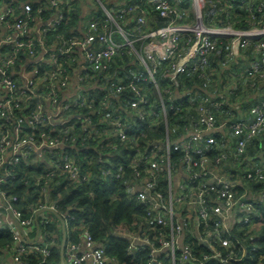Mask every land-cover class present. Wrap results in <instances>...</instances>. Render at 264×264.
<instances>
[{
  "label": "built area",
  "instance_id": "1",
  "mask_svg": "<svg viewBox=\"0 0 264 264\" xmlns=\"http://www.w3.org/2000/svg\"><path fill=\"white\" fill-rule=\"evenodd\" d=\"M213 2L220 10L238 4L251 27L236 29L231 13L206 26L203 9ZM255 6L0 0V231L14 239L0 264L48 257L60 234L65 264H120L87 230L69 238L72 218L51 196L58 180L78 186L93 178L67 150H95L97 139L116 152L101 155V177L146 207L138 229L125 234L131 253L150 252V264L264 263V246L246 245L264 239V0ZM73 15L79 34L65 39L59 30ZM158 19L165 25L156 27ZM183 36L188 48L179 54ZM219 38L229 40L219 74L226 81L217 75L212 83L207 68ZM191 73L198 83L190 89ZM216 82L224 87L215 90ZM19 182L22 198L11 192ZM52 214L60 221L47 234Z\"/></svg>",
  "mask_w": 264,
  "mask_h": 264
},
{
  "label": "trees",
  "instance_id": "2",
  "mask_svg": "<svg viewBox=\"0 0 264 264\" xmlns=\"http://www.w3.org/2000/svg\"><path fill=\"white\" fill-rule=\"evenodd\" d=\"M260 0H255L256 6ZM218 6V7H217ZM255 6V7H256ZM236 10L224 9L220 10V5L216 2L211 4L207 3L203 9V21L204 24L208 27L221 26L226 23L228 15L232 14L233 26L236 29L247 30L251 27L249 20V13L245 10H239L238 4H235ZM180 9V8H179ZM181 11V10H180ZM69 18V17H68ZM77 16L73 15L70 23L61 27L59 32L63 34L65 39L71 38L73 36H78L79 32L73 30V27L76 23ZM155 21V26H158V23L161 26L165 25V20L158 19ZM188 41V36H183L180 41L179 54L186 51L188 46L186 42ZM217 41V48L211 54L209 59L210 66L207 68V71L215 73L216 77L209 75L208 79L213 83L219 77L222 81H226L221 73L225 74V71H221V67L228 63V44L229 40L226 38H219ZM250 46L249 50L251 49ZM247 54H250L248 50ZM251 55V54H250ZM237 66L236 63H234ZM233 68L236 69V67ZM132 72V71H131ZM219 75V77H217ZM187 85L191 89L193 85L198 83V79L194 73L189 74L186 77ZM214 84L215 90H219L224 85ZM241 86L243 84H240ZM180 118L176 117L178 121ZM164 129H161L163 133ZM158 135V134H157ZM96 149L87 151L85 150H67L70 155H73L77 158L83 168H90L94 175L93 178L86 182L83 185L74 186L68 183L66 180H58V183L51 190V196L53 199L58 200V211L61 215H70L72 220L68 223L70 234L69 238H72L76 241H79L82 235V229L87 230L94 240L100 243L106 244L108 248V253L111 256H115L120 264H150V252L141 251L136 253H131L129 251L130 242L125 237V234L133 233L138 229L140 219L146 214V207L138 205L136 202L131 200L129 196L124 194V190L114 183H111L108 178L103 179L99 172V165L101 160V155L104 153H116L115 151L109 150L105 144L100 143V140H96ZM90 145H94L89 143ZM180 154H175L174 159L176 160ZM114 163L117 164L121 162L120 159L115 157ZM28 169L27 165L24 162H21L17 167V171L20 172L21 176H24V172ZM26 187L19 182L15 189H12L11 192L15 193L18 198H22L26 193ZM32 192L33 201L38 198V194ZM112 194H117L121 196V199L115 202H111L110 196ZM52 223L44 226V230L47 234L52 233L60 219L56 214L51 216ZM264 227V219L262 222ZM234 235L240 236L238 233H233ZM241 237V236H240ZM63 237L61 234L58 236V247L52 248L51 253L48 257L43 256L42 254L36 253L28 257L27 264H61V251L59 246L62 244ZM249 241V240H248ZM14 242L12 235L8 231H0V260L4 258L5 249ZM197 245V242H193ZM250 243L260 244L264 246V239H255L249 241L246 245ZM245 244L241 248H248ZM222 251L227 255L229 251L222 247ZM203 251H208L206 248L202 249ZM240 253V249H237ZM240 257V255H239ZM165 260V259H163ZM165 264H170L167 261ZM207 264H223L217 260H212ZM229 264H257L256 262H249L246 258L242 261L233 260ZM264 264V263H263Z\"/></svg>",
  "mask_w": 264,
  "mask_h": 264
},
{
  "label": "water",
  "instance_id": "3",
  "mask_svg": "<svg viewBox=\"0 0 264 264\" xmlns=\"http://www.w3.org/2000/svg\"><path fill=\"white\" fill-rule=\"evenodd\" d=\"M66 235L64 234L63 240H62V247H61V264H65L64 262V246H65V241H66Z\"/></svg>",
  "mask_w": 264,
  "mask_h": 264
},
{
  "label": "crops",
  "instance_id": "4",
  "mask_svg": "<svg viewBox=\"0 0 264 264\" xmlns=\"http://www.w3.org/2000/svg\"><path fill=\"white\" fill-rule=\"evenodd\" d=\"M7 264H14L9 257H7Z\"/></svg>",
  "mask_w": 264,
  "mask_h": 264
}]
</instances>
